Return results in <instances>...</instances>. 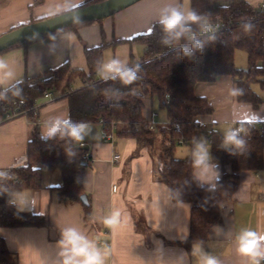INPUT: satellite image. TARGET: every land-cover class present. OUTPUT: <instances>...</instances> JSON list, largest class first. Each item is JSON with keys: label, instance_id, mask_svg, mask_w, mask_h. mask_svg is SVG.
Returning <instances> with one entry per match:
<instances>
[{"label": "crops", "instance_id": "1", "mask_svg": "<svg viewBox=\"0 0 264 264\" xmlns=\"http://www.w3.org/2000/svg\"><path fill=\"white\" fill-rule=\"evenodd\" d=\"M244 1L256 7L264 0ZM229 2L214 0L215 5ZM62 3L63 0H42L39 4L35 0H0V34L45 18L50 8L60 7ZM169 6L187 13L191 9V0H140L76 31L52 34L8 49L0 53V59L9 64L8 70L13 72V77L6 79L0 89L25 76L44 74L65 62L69 63L70 68L86 70L85 46H96L104 41L109 43L107 49L114 47L113 58H119L127 65L130 61H140L143 44L120 42L112 46L110 43L115 39H128L148 32L158 21L161 9ZM101 29L104 35H101ZM107 32L111 36L108 37ZM97 77L101 78L99 72ZM80 86L82 82L79 79L71 85L72 89ZM252 88L261 97L257 107L237 100L236 94H233L236 84L230 75L218 76L210 82H198L194 92L205 96L213 111L199 116L197 120L205 123L207 129L223 135L237 124H264V87L255 83ZM49 92L50 98L40 97L36 100L34 119L31 120L26 114L9 119L0 117V171L22 162L29 133L35 125L41 134L46 122L56 117L69 118L67 98L58 90ZM143 102L142 114L148 121L151 113L155 112L154 104L162 106L156 96H144ZM159 117L160 122H165L164 125L168 123L166 111L164 117L156 113L155 125H160L157 123ZM88 124L91 132L83 142L77 144L83 143L89 159L83 170L82 185L90 198V220H84L82 203L59 199L56 189L62 184L60 170L43 167L41 187L11 188L6 194L9 212L30 211L44 215L49 222L47 227L0 226V236L7 248L17 254L18 264H53L58 259L57 241L61 238V230L70 226L78 228L96 244L104 253L105 264H202L201 249L216 256L221 264H248L247 259L236 251V237L244 228L264 232V168L256 172H239L233 198L222 206V223L212 228L204 244L196 245L192 252H188L174 242L184 240L189 235L191 205L172 200L169 187L156 178L155 171L161 167L162 158L157 162L152 161L147 146L140 147L134 138L118 135L117 127L109 131L111 139L104 141L102 125L99 122ZM197 144H178L174 157L195 158ZM202 144L210 157V145ZM114 155H119V158L114 159ZM209 164L207 168L201 166L193 170L194 178L207 187L214 186L223 172L220 167L211 162ZM225 170H229V166H225ZM117 210L121 213L120 222L106 224L105 218ZM182 253L188 254L186 261L179 258Z\"/></svg>", "mask_w": 264, "mask_h": 264}, {"label": "trees", "instance_id": "2", "mask_svg": "<svg viewBox=\"0 0 264 264\" xmlns=\"http://www.w3.org/2000/svg\"><path fill=\"white\" fill-rule=\"evenodd\" d=\"M97 1L100 0H89L86 4ZM41 2L35 0L36 4ZM227 5L225 9L222 5H215L214 0H191L190 10L206 18V21L202 19L199 24L191 23V33L199 32L207 22L225 23V27L216 33L195 37L202 44L200 50L193 49V42L189 40L191 33L176 39L167 35L158 21L148 32L128 39L113 40L110 43L112 46L120 42L144 45L142 59L128 64L133 68L140 65L139 79L131 85L125 86L119 79L105 81L97 77L104 48L109 44L104 41L96 46H85L86 70L70 68L69 63L65 62L44 74L25 76L12 83L6 98L0 100V117L4 118L10 111L13 100L24 99L19 109H28L25 114L32 120L35 112L31 106L45 92L56 89L67 98L69 118L73 123L99 122L106 132L117 127L118 135L134 138L140 147L152 146L159 136L162 165L155 176L169 187L172 200L191 205L189 235L174 243L192 252L196 245L207 241L213 227L222 223V206L232 200L239 172H256L264 168V124H243L240 135L246 145L243 149H237L225 143V135L202 128L197 120L199 116L212 113L213 107L205 96L194 92L195 85L198 82L213 81L221 75L233 78L238 101L248 102L253 107L261 103V97L252 85L257 83L264 87V11L244 0H230ZM91 22L80 21L52 34L76 31ZM248 22L253 27L245 31L243 25ZM101 35H104L103 29ZM164 39H168L169 43H163ZM26 44L12 45L0 53ZM184 48L192 50L193 55L184 56ZM236 50L246 53L245 68L235 66ZM78 79L82 86L72 89L71 85ZM17 84L22 90L20 96L14 95ZM144 96L157 97L166 111V125L148 126L142 114ZM40 136L39 127L35 125L29 133L22 162L0 171L4 173L0 175V226H49L44 215L30 211L11 213L6 208L9 189L41 187L43 167L60 170L62 184L56 189L59 199L82 203L84 220H90V198L82 185L83 170L89 162L88 157H85L86 149L70 137L61 138L57 135L43 141ZM197 143L210 145L209 162L223 171L214 186H203L194 178L192 156L182 159L174 157L178 144L193 146ZM225 166H229V170H225ZM81 195H86L87 203L81 201ZM0 264H18L17 254L7 248L1 236Z\"/></svg>", "mask_w": 264, "mask_h": 264}, {"label": "clouds", "instance_id": "3", "mask_svg": "<svg viewBox=\"0 0 264 264\" xmlns=\"http://www.w3.org/2000/svg\"><path fill=\"white\" fill-rule=\"evenodd\" d=\"M85 6L86 0H63L60 7L49 9L46 19L51 20L53 18L63 17L70 22L79 21L81 18L80 10ZM222 6L225 9L228 8L227 4ZM202 19L206 21V18L201 17L193 10L185 13L178 7L169 6L161 9L158 23L167 35L179 39L186 33L192 32L190 27L191 23L199 24ZM252 27L253 25L250 22L243 25L245 31H250ZM209 30L210 25L205 23L203 31L208 32ZM189 40L193 42V49L200 50L202 48L201 42L195 39V35L190 36ZM163 43L168 44L169 40L164 39ZM182 51L184 56L191 57L193 55V51L188 48H184ZM8 69L9 64L0 59V85H3L6 79L13 77V72ZM139 71V64L134 68L129 67L126 62L114 57L101 65L99 75L105 81L119 79L123 85L127 86L139 79ZM10 88L11 85L8 88L0 89V100L6 98L7 91ZM16 89L14 95L20 96L22 90L19 89L18 84L16 85ZM133 94H135V91H133ZM233 94H237V90H233ZM241 131L243 129H232L228 131L225 134V143L231 144L237 149H243L246 141L241 137ZM90 132L91 126L87 122L81 121L79 123H73L70 118L61 119L56 117L44 124L40 139L48 141L59 135L61 138L70 137L75 142H83ZM194 157V166L196 168H200L201 166L207 168L210 166L209 152L204 144L198 143L196 145ZM0 175H4V173H0ZM120 217L121 213L118 210L113 211L111 215L105 218L104 222L108 225L118 224ZM60 235L61 238L57 241L59 247L57 253L58 259L53 264H105L104 253L92 240L78 230V228L74 226L64 227ZM236 244V251L247 259L248 264H261V261H264V232L244 228L237 235ZM187 257V253H182L179 258H185L186 261ZM200 257L202 264H221V261L216 256L204 252L203 249L200 251Z\"/></svg>", "mask_w": 264, "mask_h": 264}, {"label": "water", "instance_id": "4", "mask_svg": "<svg viewBox=\"0 0 264 264\" xmlns=\"http://www.w3.org/2000/svg\"><path fill=\"white\" fill-rule=\"evenodd\" d=\"M138 1L140 0H100L86 4V6L80 10L81 18L79 21L70 22L63 17L49 20L45 17L17 26L0 34V52L18 43H31L37 41L51 35L57 30L80 21H98L105 17H109ZM81 201L87 203L86 195H81Z\"/></svg>", "mask_w": 264, "mask_h": 264}, {"label": "built area", "instance_id": "5", "mask_svg": "<svg viewBox=\"0 0 264 264\" xmlns=\"http://www.w3.org/2000/svg\"><path fill=\"white\" fill-rule=\"evenodd\" d=\"M256 8H258L261 11H264V1L260 2ZM208 25H210V30L208 32H204L203 31V27L199 30V32L197 33H191L190 36L195 35V37H200V36H205V35H209V34H213L216 33L220 30H222L225 27V23L222 21H216V22H207ZM44 98H50V92L47 91L44 93L43 95ZM24 104V99H18V100H13L11 102V108L10 111L6 114V116L3 119H9V118H13L16 117L18 115H22L25 114L27 112L28 109H19L21 105ZM31 108L34 110V112L37 109V105L34 103ZM156 116L155 112L151 113L150 119L147 121L148 122V126L149 127H154L156 122L154 120ZM199 125H201L202 128H206L205 123L202 122H198ZM234 129H243V125L242 124H237ZM102 139L104 141H108L111 139V134L109 132L104 131L103 135H102ZM79 146H83V143H79ZM85 157H87V154H85ZM114 159H118L119 155H114L113 156ZM116 188V186H114V189ZM262 264V261H261Z\"/></svg>", "mask_w": 264, "mask_h": 264}, {"label": "rangeland", "instance_id": "6", "mask_svg": "<svg viewBox=\"0 0 264 264\" xmlns=\"http://www.w3.org/2000/svg\"><path fill=\"white\" fill-rule=\"evenodd\" d=\"M107 36L109 37V36H111V34L108 33ZM117 44H115V45H117ZM134 45H136V44H134ZM137 46H139V45H137ZM113 48L114 47H111V48L107 49V47H105V49L103 51V53H104L103 63H106L109 59L113 58ZM235 66L238 67V68H245L247 66V57H246V53L243 50H237ZM55 90L56 89H51L50 91L54 92ZM154 105H155L154 106L155 112L157 114H159L161 117H164L165 110L162 107H160L159 104H157V103H155ZM160 119L161 118L159 117V122L157 121V123L160 124V125H164L165 122H163L162 120L160 122ZM160 141L161 140H160L159 136H157L155 141H154V144L152 146H150V147H147L148 148V153L150 154V157L152 158V161H154V162H157L158 160H160V158H162V153H161V150H160ZM182 146H185V145H182ZM178 147H180V146H178ZM157 171L158 170H156L155 172H157Z\"/></svg>", "mask_w": 264, "mask_h": 264}]
</instances>
